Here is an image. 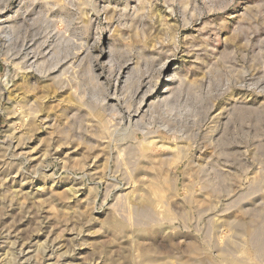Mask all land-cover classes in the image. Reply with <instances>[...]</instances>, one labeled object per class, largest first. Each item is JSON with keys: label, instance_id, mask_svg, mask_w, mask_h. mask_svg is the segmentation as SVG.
<instances>
[{"label": "rangeland", "instance_id": "rangeland-1", "mask_svg": "<svg viewBox=\"0 0 264 264\" xmlns=\"http://www.w3.org/2000/svg\"><path fill=\"white\" fill-rule=\"evenodd\" d=\"M150 259L264 264V0H0V264Z\"/></svg>", "mask_w": 264, "mask_h": 264}, {"label": "bare ground", "instance_id": "bare-ground-1", "mask_svg": "<svg viewBox=\"0 0 264 264\" xmlns=\"http://www.w3.org/2000/svg\"><path fill=\"white\" fill-rule=\"evenodd\" d=\"M156 183V182H155ZM156 185H158V184H156ZM157 187H155V189H156ZM149 264H159V263H156V260L154 259H150V261H149ZM161 264V263H160ZM244 264V263H243Z\"/></svg>", "mask_w": 264, "mask_h": 264}]
</instances>
